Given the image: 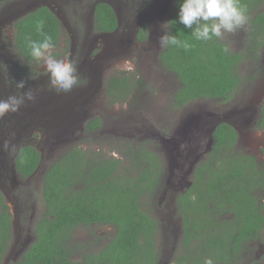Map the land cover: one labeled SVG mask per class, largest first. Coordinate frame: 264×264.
<instances>
[{
	"label": "trees",
	"instance_id": "trees-1",
	"mask_svg": "<svg viewBox=\"0 0 264 264\" xmlns=\"http://www.w3.org/2000/svg\"><path fill=\"white\" fill-rule=\"evenodd\" d=\"M78 1L56 0L53 6L69 15L72 12L71 22L75 21L78 12L82 23L76 21L75 24L80 27L85 19V26L89 27L91 6L88 5V12H85V4L81 7ZM96 1L90 0L91 3ZM155 1L123 0L121 11L125 17L128 14L133 18L144 10L155 9ZM181 2L172 0L166 21L171 23L167 30L187 41L191 48L188 51L179 47L161 49L156 58L160 67L179 82V88L170 91L171 106L177 111L200 100L228 102L241 87L240 65L247 61H261L263 65L264 0H240L248 17L244 52L233 51L222 39L215 37L207 42L195 40L191 29L178 22ZM121 11L109 1L98 3L93 13L95 32H129L119 20ZM39 19L45 20L44 31L53 37L55 49L62 37V21L56 11L47 6L20 18L14 24L15 46L27 63L36 64L30 58L25 38L30 35L34 40L42 39L35 30ZM149 40L150 32L145 23L139 28L133 44L145 45ZM225 46L230 49L227 54L223 51ZM83 71L79 72L82 78L90 81ZM256 71L260 74L259 67ZM135 79L134 75L124 73L108 79L110 99L122 104L137 97V89L144 82ZM51 103L46 101V108ZM59 103L55 102V106ZM37 105L26 102L18 113H9L0 119V130L5 129L1 138L8 145L7 149L0 145L3 181L8 176L4 172L12 175L6 170L4 154L19 137L26 138L25 131L20 130L21 124L28 126L38 121L36 113L46 109L44 104ZM44 113L46 122L54 126L55 119L48 118L47 111ZM70 114H55L58 120L65 115L68 118H64L56 131L66 127L65 121L70 117L74 119ZM253 124L264 131V103ZM103 125L102 118H93L85 124V133L93 139L92 134L99 133ZM45 127L55 137L56 131ZM198 132L199 128L193 129L184 141L190 143ZM239 137L237 129L230 124L222 123L216 128L212 150L194 165L192 180L182 191L178 190L177 183L185 180L181 177L185 174L189 154L178 156L180 163L174 174L166 167L169 153L164 145L152 147L151 142L144 141L136 148L122 149V158L107 157L98 152L92 156L94 152L73 146L43 170L40 188L46 210L35 223V241L16 264H160L163 248L159 249L158 235L164 224L153 217L157 205L151 208L149 202L151 199L154 202L163 192L174 197L176 194L175 207L182 228L179 253L173 264H204L207 258L214 264H239L244 261L246 244L264 231V204L260 196L264 193V163L259 162L256 155L239 150ZM58 138H62L61 142L66 141L65 134L57 135L56 140ZM152 148L158 150L161 157ZM16 153L14 164L21 179L32 178L42 168L43 153L36 146L23 142ZM28 189L27 185L18 186L14 193L25 196ZM94 225L111 227L114 234L105 239L101 249L88 252L86 244L77 241L75 236L79 228ZM14 234L13 212L0 191V264H5Z\"/></svg>",
	"mask_w": 264,
	"mask_h": 264
},
{
	"label": "rangeland",
	"instance_id": "rangeland-1",
	"mask_svg": "<svg viewBox=\"0 0 264 264\" xmlns=\"http://www.w3.org/2000/svg\"><path fill=\"white\" fill-rule=\"evenodd\" d=\"M108 1L116 4L120 11L122 10L123 0ZM8 2L10 19L13 18L17 7H13V0H8ZM78 2L81 7L85 4V12H88V5L92 9L95 4V2H86V0ZM155 2L161 5L162 11L160 13L162 12L161 16L163 19L161 24L155 28L156 31L152 40L145 45L133 43L127 47L121 45L116 47V52L110 56L106 53L107 48L105 49L103 44L111 41L108 37L102 36L103 38H98L99 35L94 29L95 33L93 31L90 32L89 27L85 26V19H83L84 24L80 27L77 23L75 24L76 21H79L80 24L82 23V17L78 18V12H76L77 18L71 17L75 19V21L71 22L72 19L69 16L72 12L69 15L55 7L63 27L59 45L53 50L54 54L60 55L58 59L72 58L76 61L81 73L85 70L86 65L80 61H88L86 59V46H89L91 42H93L94 47H97L100 58L96 63L97 70H95L92 79L93 84L89 85L91 80H87L86 86L78 87L67 95H57L55 92L49 91L48 77L43 73L42 67L37 64L27 63L19 55L15 46L14 24L9 21H0V51L6 52L8 61L4 67H2L4 64H0V78L2 80L0 82V99H6L7 96L16 94L19 90L15 87V82L25 80L27 83L25 91L31 89L36 97L32 103L35 105H40V103L46 105V101L49 100L52 103L60 102L56 106H61L67 105V101L70 100L68 109L71 110L70 116L74 115V119L70 117V120L65 121L66 127L55 132V137L50 131L46 130V124L45 126H40L38 123H32L26 126L27 123H25V142L40 149L44 160L42 168L32 178L23 180L17 174L15 176L6 173V175L10 176L9 180L12 179L10 184L12 188L0 183V189L6 195V200L8 204L10 203L9 205L15 217L14 239L5 256V264H16L26 249L35 241V223L46 210V205L41 196L42 188H40L42 186L43 170L55 161L59 155L61 156L73 146L94 152L92 156H95V152H98L99 154L107 155V157L122 158L120 153L122 149L127 150L128 147L136 148L144 141L151 142L152 147L159 145H164L165 147L170 144L172 151L168 154L170 159L166 157V167L170 170H175V173L180 163L178 156L192 154L190 158L187 155L185 172L188 171V173L181 177H186L183 180L184 183H177L178 190L182 191L192 180L194 165L203 160L212 150H208L213 147L208 140V135L212 124L218 120L229 122L237 128L240 135L238 144L240 151L252 153L257 156L259 162L264 163V131L257 130L250 120H237V114L247 116V108H249L250 116H257L260 112L261 104L264 102V48L262 52L263 65H261V61H247L240 65L241 87L230 101L200 100L176 111L171 106L173 98L170 96V91L179 88V82L174 76L161 68L160 62L156 59L161 50L159 37L165 34L161 25L167 21L172 0L170 7L168 5L165 6L167 4L165 0H156ZM144 12L145 10L138 14ZM4 13L5 11L2 12V16L6 17ZM126 18L131 19L128 14H126ZM246 29L247 25L238 29L235 33H225L221 39L233 51L244 52ZM81 48L84 49L83 52L80 51ZM10 57L14 64L10 65ZM29 64L31 67H29ZM257 67H259L260 74L256 71ZM123 73L134 75L136 77L135 81L142 79L144 85H140V88L137 89V97L131 98L127 103L120 104L110 99L107 94L106 84L108 79L120 76ZM30 74L39 75L37 79H29ZM83 75L89 76V73H84L83 71ZM133 99L136 100L135 103ZM65 107L62 106V108ZM67 114H69L68 111L66 112ZM96 117L102 118L104 125L99 133L92 134L95 140L93 141L85 133V124ZM184 123L189 124L190 131L199 128V135L194 136L190 143L184 141L185 136L178 138L182 133L179 134L177 132ZM34 125H38L39 128H35ZM44 133H47V135H44ZM60 134L66 135L65 142L60 141L62 138L56 140V136ZM104 136H109L110 138ZM96 140L100 142H96ZM178 143L180 144L176 147ZM3 147L5 148L4 143ZM152 149L161 157V153L158 150ZM8 155L10 154L8 153ZM8 161L14 164V158ZM2 180L4 179L0 176V181ZM171 183L170 180V185ZM23 185H27L29 188L26 191L28 193L25 196L16 195L14 189ZM260 196H262L261 203L264 204V193H260ZM157 197L154 202L152 199L150 200L149 207L153 208L154 205H157L155 214L152 213V215L164 224L163 230L158 235L159 249L163 248L160 264H173L175 256L179 253L178 246L182 236L181 221L173 202L174 196H169V192H163L159 198ZM143 208L145 209L146 207ZM113 234L114 229L111 227L94 225L92 227L79 228L75 239L82 244H86L87 251L90 252L101 249L105 245V239L113 236ZM244 255V261L239 264H264V231L261 236L246 244Z\"/></svg>",
	"mask_w": 264,
	"mask_h": 264
},
{
	"label": "clouds",
	"instance_id": "clouds-1",
	"mask_svg": "<svg viewBox=\"0 0 264 264\" xmlns=\"http://www.w3.org/2000/svg\"><path fill=\"white\" fill-rule=\"evenodd\" d=\"M247 21L246 8L241 5L240 0H182L179 6L178 22L183 24L186 28L191 29V35L198 41L207 42L212 40L213 37L221 39L225 33H235L238 29L243 28L247 24ZM170 23L171 22H166L161 25L165 34L159 37L160 48L167 49L170 47H179L188 51L191 45L187 41H182L177 36L171 35L167 30ZM44 28L45 20L39 19L35 24V30L42 39L34 40L29 35L26 36L25 40L30 50L29 54L31 60L42 67L43 73L48 77L49 91L55 92L57 95H67L78 87L86 86L87 80L81 78L76 61L69 57L63 59H58L56 57L53 51L56 47L53 37L46 33ZM223 51L227 54L230 52V49L225 46ZM29 67H31L30 64ZM38 75L39 74H30L29 79H37ZM26 86L27 83L25 80H18L15 82V87L19 91L16 94L9 95L6 99H0V119H3L9 113L18 112L26 102L35 101L36 97L32 90L29 89L25 91ZM55 112L65 114L67 112V107L58 108ZM48 114H51V112ZM65 117L66 115L61 117L60 120L63 121ZM48 118L53 119V117ZM46 119L47 118H45V120ZM35 122L36 121L33 123ZM43 122L44 125L42 126L48 124L46 121ZM216 123L215 121L211 127V129L215 127L214 131L216 130ZM53 128H57L56 125H54ZM211 143H213L212 146H214V140H212ZM165 147L168 149L169 144ZM7 148L8 145L5 144V149ZM212 148L213 147H211V149ZM5 164L8 165L6 170L16 176L15 164L9 161H6ZM4 174L6 173L4 172ZM9 177V175L6 176V180H2L0 183L12 188L10 185L12 179L9 180ZM0 191H2V189H0ZM204 264H214V262L211 258H207Z\"/></svg>",
	"mask_w": 264,
	"mask_h": 264
},
{
	"label": "flooded vegetation",
	"instance_id": "flooded-vegetation-1",
	"mask_svg": "<svg viewBox=\"0 0 264 264\" xmlns=\"http://www.w3.org/2000/svg\"><path fill=\"white\" fill-rule=\"evenodd\" d=\"M36 1L37 2H42V3L46 2L49 5H53V4L56 3V0H16L15 2H13L14 3L13 7L14 8L17 7V10H16L13 18L9 19V8H10L9 2H8V0H0V3L2 4V6H0V21H9V22H11L13 24H16L20 18H22V17L26 16L27 14L32 13V12L37 10V9L36 10L32 9L33 8L32 4L35 3ZM87 1L90 2V0H87ZM155 5H157L156 2H155ZM169 6H170V4H168V7ZM55 7L56 6H54V8ZM159 9L160 8L156 7L155 9L146 10L144 13L135 15L131 19H127L125 17V14L121 11L122 15L120 16V14H119V16H120L119 20H120L121 24L124 23V29H128L129 32H124L125 30H123L121 32H115V33H112V34H100V33H97V35H99L98 38L108 37V39L111 40L108 43H105V42L103 43L105 49L107 48L106 49V53L109 54L108 56L114 55V53L116 52L115 51L116 47H120L121 45H125L127 47L128 45H131L132 43H134V41H136V35H137V32H138L139 28L141 26H143L145 23L148 24V28H149V32H150V40L149 41H151L152 37H153V34L156 31L155 28L157 27V25L161 24L162 19H163V17L161 16L162 12L160 13ZM3 11H5L4 15H6V17L2 16V12ZM94 11H95V4H94V7L91 9V13L89 15V31L90 32L93 31V33H95L94 30H93L94 27H93V24H92L93 23V13H94ZM123 17H125V18H123ZM128 20H130V21H128ZM152 24H154V25H152ZM135 27H136V29H135ZM131 29H132V31H131ZM136 44H140V43L136 42ZM141 44L143 45L144 43H141ZM109 45H110V47L108 48ZM86 47H87V51H86V56L87 57H86V59H88V61L87 60L86 61L82 60L80 62L83 63L84 65H86L85 70L87 71V73H89L88 77L91 80V83L89 85H92L93 84V80L92 79H93V76L95 74V70H97V64L96 63L98 62L97 60L100 59L99 56H98L99 55V51H97V47L93 46V42H91L89 44V46L87 45ZM80 51L83 52L84 49L81 48ZM10 61H11V62H9L10 65L14 64L12 59H11V57H10ZM0 62H3V63H0V64H4V65H2V67L6 66V64L8 63L7 55H6L5 51L4 52L0 51ZM83 79H86V78L83 77ZM1 81L2 80L0 78V82ZM76 98H78V97H76ZM67 102H71V101L68 100ZM24 106H22V107H24ZM62 106H66L68 113L69 114L71 113V110L68 109V103H67V105L64 104ZM62 106L57 107V106H55V103H51L47 108H46V105H44L43 107L46 108V109H44L43 111H46L47 109H49L48 113L51 112V114H52L58 108H62ZM51 114H48V117H54ZM36 117L38 118V119H36L38 121H36L35 123L40 124V126H42L44 124L43 121H46L45 118H47V116H46V114L44 112H43V114L36 115ZM252 118H253V120H252ZM254 119H255L254 117L249 115V108H247V116L241 115V114H237V120H240V121H243V120L244 121H249L250 120V121H252V124H253ZM222 123H228L231 126H233L235 129H237L233 124H231L229 122H222V121H218V120H217V123L215 124L216 128H218ZM25 127H26L25 125L21 124L20 130L23 131ZM34 127L35 128H39L38 125H34ZM48 128L53 130V131H56V129H57V128H53V127H48ZM214 128L210 130V134L208 135V140H210V143H211L212 140H214V138H213ZM3 130H5V129H1L0 130V145L3 144V139L1 138V134H2ZM174 135H176V133H174ZM178 138H180V137L178 136ZM239 140H240V137H239ZM19 141H20V143H19ZM23 142H25V138H20L19 137L18 140L15 143H13L12 148H10V151L9 152L6 151L5 154H4L6 161H8L10 159L12 160L14 158V155L16 156V154H17L16 152L23 145ZM173 143H175V142H173ZM214 143H215V140H214ZM178 145H179V143L176 144V147H178ZM14 151H15V153H13ZM171 151H172V149H171V146L169 144L168 153H170ZM8 153L10 155H8ZM247 154H252V153H247ZM167 156H169V159H170V155H167ZM169 171L175 174V170L173 171V169L172 170L169 169ZM187 173H188V171L185 172V174H187ZM189 173H190V170H189ZM184 179H186V177H184ZM182 183H184V181ZM175 200H176V194H175V197L173 199L174 205H175Z\"/></svg>",
	"mask_w": 264,
	"mask_h": 264
},
{
	"label": "water",
	"instance_id": "water-1",
	"mask_svg": "<svg viewBox=\"0 0 264 264\" xmlns=\"http://www.w3.org/2000/svg\"><path fill=\"white\" fill-rule=\"evenodd\" d=\"M100 2H108V0H97L96 2H95V6L98 4V3H100ZM166 2H167V4H165V6H167L168 4H170V2H171V0H166ZM157 3V5H155V8L156 7H158V8H160L159 10L160 11H162V9H161V5H158V2H156ZM32 6H33V8L32 9H38V8H40V7H44V6H47V7H49V8H51L54 12H55V8H54V6L53 5H49L48 3H42V2H35V3H33L32 4ZM29 111V110H28ZM28 111H27V113H28ZM31 111V110H30ZM47 112L49 111V109H47L46 110ZM46 111H43V110H39L37 113H36V115H38V114H43V112H46ZM57 112H54V113H52L51 115L52 116H54L53 117V120L55 119V121H56V127L58 128V126L60 125V123L62 122V120H58L57 119V116L55 115ZM38 119V118H37ZM48 127H53L52 125H50V124H46ZM189 132H191L190 131V129H189V124L188 123H184V125H182L180 128H179V131L177 132V133H182L181 135H179V137H182V136H187L188 135V133ZM183 133H184V135H183ZM211 144H213V143H211ZM211 148H209L208 150H210ZM1 182V181H0Z\"/></svg>",
	"mask_w": 264,
	"mask_h": 264
}]
</instances>
